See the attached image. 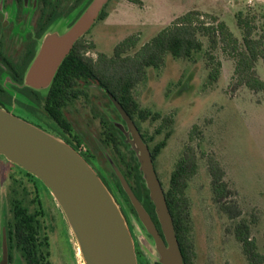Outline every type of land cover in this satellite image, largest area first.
I'll use <instances>...</instances> for the list:
<instances>
[{
  "label": "rangeland",
  "instance_id": "rangeland-1",
  "mask_svg": "<svg viewBox=\"0 0 264 264\" xmlns=\"http://www.w3.org/2000/svg\"><path fill=\"white\" fill-rule=\"evenodd\" d=\"M192 9L217 15L236 35L241 36L235 13L241 9L263 12L264 0H142V3L110 0L106 18L98 19L85 35L87 42L95 44V48L89 49L87 54L94 58L98 52L112 55L114 47L129 35L139 36L141 46L177 16ZM206 19L209 20V17ZM66 27V22H63L54 30L61 31ZM201 39L204 42L202 51L189 59L168 54L162 66L147 69L145 79L134 90L143 108L172 116L173 125L150 139L162 120H137V123L149 139L151 148L164 139L168 130H173L166 147L154 162L165 191L186 145L191 143L197 148L199 170L187 188L195 244L194 264H250L234 233L239 219H231L214 201L204 152L212 153L220 160L227 180L237 191L244 216L249 219L253 215L258 217L252 233L259 251L263 252L264 93H255L247 87L232 91L230 86L235 62L220 49L214 53L222 61V72L218 81L210 84V69L207 67L209 43L207 37L201 35ZM258 70L264 77L261 62ZM69 111L75 117L76 132L82 139L81 150L96 159L95 169L105 177L127 217L139 248L138 263L164 264L155 238L140 218L133 200L129 195L125 198L117 188L116 180L121 182L118 172L124 175L121 155L103 141V118H107L124 128L125 140L130 142L133 135L126 121L113 101L95 83L88 85L84 93L70 104ZM49 123L57 127L52 120ZM195 126L201 132L191 141ZM121 152L128 154L124 147ZM0 179V256L4 254L6 220L12 217V199L18 198L30 212L37 214L44 233L49 237V264H84L75 235L51 190L3 155L0 159ZM16 256L15 264H24Z\"/></svg>",
  "mask_w": 264,
  "mask_h": 264
},
{
  "label": "trees",
  "instance_id": "trees-1",
  "mask_svg": "<svg viewBox=\"0 0 264 264\" xmlns=\"http://www.w3.org/2000/svg\"><path fill=\"white\" fill-rule=\"evenodd\" d=\"M129 1L142 3V0ZM107 6L108 4L102 11L99 20L106 18ZM206 17H209V20ZM235 18L241 36L236 35L227 23L217 15L192 9L177 16L171 24L162 28L141 46H139V36L129 35L114 47L112 55L98 52L96 58L87 54L89 49L95 48V44L87 42L84 35L75 43L72 51L60 66L44 98L46 101L45 109L61 127L71 131L72 124L66 117L64 110L78 99L81 93H84V89L88 85L95 83L109 98L112 95L118 100L137 124L144 140L149 143V139L142 132L137 120H150L151 122L162 120V124L156 128L150 137V139H154L155 135L162 133L163 129L171 127L174 119L172 116H163L160 111L143 108L135 96L134 90L145 79L147 69L162 66L168 54L173 57L189 59L196 52L202 51L204 42L201 35L207 37L209 43L207 67L210 69V84L216 83L222 72V61L214 53L220 49L235 62L231 90L237 91L242 87H247L255 93H264V77L258 70L260 62L264 67V11L241 9L235 13ZM41 98L43 97L41 96ZM103 122L105 126L103 141L112 145L121 155L122 163H124V175L130 182L135 195L162 233L155 204L151 199L150 190L146 185L135 151L126 142L125 135L120 128L107 118H103ZM200 132L199 127L195 126L191 134V141L195 140ZM172 133V129L168 130L164 139L155 144L154 147H150L154 162L166 147ZM81 142L82 139L80 138L78 140L79 145ZM122 147L128 150V154L121 152ZM1 156L0 154V159ZM204 156L207 159L208 170L211 175L214 201L231 219H239L234 233L237 240L242 244L249 263L264 264V250L263 252L259 251L256 238L252 233V227L258 221V217L253 215L252 219H249L244 216V211L238 201L237 191L227 180L226 170L220 160L212 153L204 152ZM198 158L197 148L191 143L187 144L184 153L171 172L170 185L165 191L184 264H194L195 259L191 204L187 195V188L191 178L198 173ZM116 185L120 193L128 198L120 180H116ZM15 211L10 223L12 231L11 251L15 247L19 248L24 264H49V246L47 243L39 246L36 243L33 216L27 214L21 206H17ZM15 227L18 229L17 234L14 233ZM8 254L9 264H12L15 259L11 253L8 252ZM1 259L0 256V264Z\"/></svg>",
  "mask_w": 264,
  "mask_h": 264
},
{
  "label": "water",
  "instance_id": "water-1",
  "mask_svg": "<svg viewBox=\"0 0 264 264\" xmlns=\"http://www.w3.org/2000/svg\"><path fill=\"white\" fill-rule=\"evenodd\" d=\"M109 1L92 0L70 27L49 32L26 72L25 84L49 90L75 43L93 28ZM111 98L133 135L128 143L140 162L164 237L124 175L118 172L122 185L154 236L162 262L184 264L150 147L135 121L117 99L112 95ZM120 128L125 133L124 128ZM0 154L34 174L51 190L75 235L84 264H139L135 239L125 213L98 171L70 143L57 133L0 107ZM8 255L5 237L1 264H9Z\"/></svg>",
  "mask_w": 264,
  "mask_h": 264
},
{
  "label": "flooded vegetation",
  "instance_id": "flooded-vegetation-1",
  "mask_svg": "<svg viewBox=\"0 0 264 264\" xmlns=\"http://www.w3.org/2000/svg\"><path fill=\"white\" fill-rule=\"evenodd\" d=\"M91 2L92 0H0V107L42 128L54 131L77 149L95 168L96 159L83 152L78 143L81 137L76 132L73 120L75 117L69 111V106L64 113L72 124L71 131L65 130L47 113L44 98L48 90H38L25 84L26 72L36 57L45 36L54 30L56 25L63 22L70 27ZM49 120H52L57 127H53ZM25 172L30 177L39 179L27 170ZM98 173L112 190L105 177L99 171ZM17 206H21L27 214L33 216L34 235L38 246L45 243L50 246V241L43 231L37 214L30 212L21 200L13 198L12 217L6 220L5 235L8 252L13 255L14 259L16 255L23 259L20 249L15 247L11 251L10 245L12 238L10 223ZM17 231L15 227L14 233L17 234ZM162 236L164 237L163 234ZM135 245L137 256H139L136 241ZM12 264H15V261Z\"/></svg>",
  "mask_w": 264,
  "mask_h": 264
},
{
  "label": "bare ground",
  "instance_id": "bare-ground-1",
  "mask_svg": "<svg viewBox=\"0 0 264 264\" xmlns=\"http://www.w3.org/2000/svg\"><path fill=\"white\" fill-rule=\"evenodd\" d=\"M80 252V251H79ZM78 253V252H77Z\"/></svg>",
  "mask_w": 264,
  "mask_h": 264
}]
</instances>
